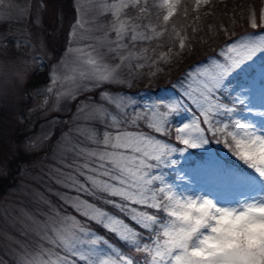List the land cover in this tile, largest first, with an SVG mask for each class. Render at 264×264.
I'll use <instances>...</instances> for the list:
<instances>
[{"label":"snow or ice","instance_id":"1","mask_svg":"<svg viewBox=\"0 0 264 264\" xmlns=\"http://www.w3.org/2000/svg\"><path fill=\"white\" fill-rule=\"evenodd\" d=\"M209 3L194 0V10ZM181 5L182 0H153L151 6L149 0H98V15H110L111 21L95 39L120 62L103 63L91 52L69 47L61 65L70 53L78 59L86 55L83 63L90 71L77 75L73 69L64 79L75 87L59 96L77 100L103 85L134 87L121 77L120 68L141 58L129 50L137 42L155 41L158 48L167 43L170 50L158 60L172 63L187 47V26L178 28L174 22L188 16V8L181 12ZM129 9L136 15L130 16ZM145 17L147 23H138ZM245 22L249 30L239 35L223 28L229 39L186 72L178 87L172 85L177 92L172 97L141 104L132 96L102 90L101 102L92 95L77 100L70 119L83 122L77 131L94 147L79 149L84 162L68 165L73 171L63 186L75 194L61 199L72 212L57 211L40 237L43 243L21 257L20 264H137V257L141 264H264V111L257 110L264 109V8L250 10ZM86 23L81 15L70 25L69 44L92 38L84 35L91 31ZM9 42L21 47L0 36V44ZM177 43L178 51L172 52ZM159 72L163 69L157 67L148 75ZM52 79L55 83L59 77L53 73ZM250 116L261 118V126ZM212 141L239 164L214 170L206 180L208 191L181 189L168 179L166 170L176 167V154L206 150ZM177 180L185 181V176Z\"/></svg>","mask_w":264,"mask_h":264},{"label":"rangeland","instance_id":"2","mask_svg":"<svg viewBox=\"0 0 264 264\" xmlns=\"http://www.w3.org/2000/svg\"><path fill=\"white\" fill-rule=\"evenodd\" d=\"M97 3L98 0H2L0 3V36H7L9 41H16L21 45L17 48L11 42L0 44V178L5 177V172L9 175V182L0 189V264H20L21 257L36 251L38 244L43 243L40 237L56 212H72L61 199L65 194H75L63 186L68 174L73 171L68 165L83 163L84 157L77 155L79 149L94 147L77 131V125L82 126L83 122L70 119L75 113L77 100L83 99V95H92L93 100L101 102L99 92L102 90L132 96L141 104L156 97H172L177 93L170 84L175 83L178 87L179 82L185 79L184 74L205 62L208 56L215 55L214 49L220 45L219 35L214 28L210 36H204L205 39H200L193 47L189 46V50L178 59L187 60L190 55L194 58L212 48L204 58H192L191 63L179 72L182 61L177 65L172 60L167 72L152 77L148 75L150 71L146 70L150 65H155L152 60L157 61L159 55L151 60V52L156 49L148 41L137 42L135 48L129 45V50L141 58L125 61L120 68L121 77L131 80L134 87L103 85L94 90L95 94L84 93L77 100L59 96L75 87L71 81L64 79L66 75L73 74V69L77 75L80 71H90V67L83 63L86 55L78 59L76 53H70L65 65H61V59L65 58L69 47L82 48L85 53L91 52L103 63L115 65L120 62L118 57L113 58L115 53L109 52L95 39L103 36L111 21L110 15H98ZM152 3L153 0H149L150 6ZM239 5H244L241 11V23H244L238 26L235 16L234 19H229L232 21L229 23L230 27H226L229 33L236 29L235 33L239 35L249 30L244 13L249 14L250 10L259 13L264 8V0H210L209 4L198 10H194V0H182L181 12L187 7L188 16H178L174 18V22L178 28L189 23H194L197 27L198 21L194 17L201 12H210L218 19L213 20L214 25L218 22L223 24L227 18H224L221 11L230 9L237 12ZM81 15L87 21L85 28L91 29L84 35L92 38L69 44L70 25ZM129 15L135 16L136 10L133 15ZM152 19L155 22V13ZM233 20L236 21L235 24ZM147 22L148 17L145 23ZM190 34L201 35L197 31ZM111 37L114 38V33ZM166 39L167 37L162 38V41ZM205 40L207 43L203 42ZM153 44L156 46L155 41ZM142 48H147L148 51L141 52ZM161 52L165 50L159 54ZM121 54L126 55L127 50ZM137 64H143L144 67L138 68ZM41 72L44 73L43 78L37 82L35 76ZM53 73L59 77L55 83ZM255 75L259 87L258 68ZM170 78L174 79L170 81ZM249 119L261 126V118L250 116ZM144 130L148 131L146 128ZM29 144L32 147H28ZM220 148L224 149L222 145ZM222 154L211 148V144L206 146V150L189 149L183 155L176 154V167L166 170L168 179L179 184L181 189L203 188L208 191L206 180L212 178L214 170L220 167L235 168L226 164L224 158L227 157V149ZM229 157L239 164L233 156ZM9 170L12 172L9 173ZM178 175L185 176V181L177 180ZM109 210L113 211L111 208ZM92 226L96 227L94 224ZM109 238L116 246L125 248L115 236ZM137 260V264H141L140 257Z\"/></svg>","mask_w":264,"mask_h":264},{"label":"trees","instance_id":"3","mask_svg":"<svg viewBox=\"0 0 264 264\" xmlns=\"http://www.w3.org/2000/svg\"><path fill=\"white\" fill-rule=\"evenodd\" d=\"M244 8V5H239V7H238V10H237V12L235 11V10H232V11H230V9H224V10H222L221 12L223 13V15L225 16L224 18H227V20L225 21H223V24H221L220 22H218V24H216V25H214L212 22H213V20H218L217 19V17H216V15L214 14H211L210 12H204L203 14H202V12L200 13V19L198 20V25H197V32H199V33H201V35H193V34H190L189 35V33L190 32H192V33H194L193 32V30H192V28H193V26H195L194 25V23H189L188 25H186L187 26V28H186V31H187V35H188V40L186 41V45H187V47H186V49L182 52V53H185V51H188L189 50V46H191L192 45V47L195 45V43H197V41H199L200 39H205V38H203L204 36H210L211 35V32H213L214 31V28H215V32H217L218 33V35H219V40H218V42L219 43H221L222 41H224L225 39H227L229 36H226L225 34H224V32H223V28H229L230 27V22H232L231 20H229V19H234L235 18V16H237L236 17V19H238V26L239 25H241V24H243L244 22H242L241 23V18H243V14L241 13V11H242V9ZM129 12H128V14H131V15H133L134 14V10H132V9H129L128 10ZM153 13H154V11H153ZM205 13H209V15H207V16H205L204 14ZM244 15H246L244 18H246L247 16H248V14L247 13H244ZM146 22V17L144 18V20L142 21V22H140V21H138V23H145ZM238 28V27H237ZM240 29H246V27H240ZM236 31V29H234V31L233 32H235ZM232 33V32H231ZM183 34V33H182ZM213 41V40H212ZM218 43V44H219ZM149 45L151 46V47H154L156 50L155 51H153V52H151L152 54H151V56H150V59L152 60V59H154V57H157L158 55H159V52L160 51H163V49L165 50V52H168L170 49H169V45L167 44V43H165L164 44V47H156L154 44H153V42H150L149 43ZM212 47H214V45L212 46ZM210 50H212V48H209L208 50H206L205 52H203L202 54H198L197 56H195L194 58H193V55H190L189 56V58L187 59V60H181V58L180 59H178L179 57H172L171 59L173 60V61H176L177 62V65H178V63L179 62H181V64H180V68L178 69V72L179 71H181L185 66H187V65H189L191 62L190 61H192L193 59H195V60H197V59H200V58H202V57H204L205 56V54L206 53H208V52H210ZM171 51L172 52H176V51H178V43L176 44V46L175 47H172L171 48ZM190 52V51H189ZM181 53V54H182ZM193 58V59H192ZM177 59V60H176ZM191 59V60H190ZM152 61H154V60H152ZM187 61V62H186ZM189 62V63H188ZM152 64H153V62H152ZM171 64V63H170ZM170 64H165V63H163V61H159V60H157L156 61V64L155 65H153V66H149L148 68H147V70H146V72L149 70L150 72H155L156 70H157V67H159V68H162L163 69V72H159V73H157V75L158 76H161L164 72H167V70H168V68H169V66H170ZM145 72V73H146ZM44 75V73L43 72H41L38 76L36 75L35 76V80L38 82V81H41L42 80V76ZM175 75V74H174ZM173 75V76H174ZM173 76H169V77H173ZM42 77V78H41ZM164 77V76H163ZM168 76H165V78H167ZM174 78H170L169 80H173ZM211 144H212V146H214L217 150H220V145H218L215 141H212L211 142ZM223 150H226L225 148L224 149H222L221 151H223ZM229 156H231V154L227 151V159L228 160H230L231 162H234V159L233 158H231V157H229ZM9 173H11L12 172V170H9L8 171ZM0 189L2 190L3 189V187L5 186V184H6V182H9V175H5V177H2V178H0ZM109 208H110V206H108ZM113 211H115V209H112Z\"/></svg>","mask_w":264,"mask_h":264}]
</instances>
